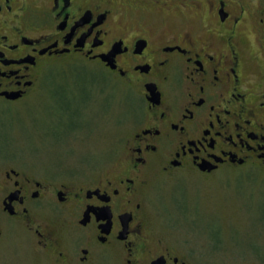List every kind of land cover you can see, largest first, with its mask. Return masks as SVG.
<instances>
[{
    "label": "flooded vegetation",
    "instance_id": "af4514ba",
    "mask_svg": "<svg viewBox=\"0 0 264 264\" xmlns=\"http://www.w3.org/2000/svg\"><path fill=\"white\" fill-rule=\"evenodd\" d=\"M84 75L123 91V146L102 169L38 176L6 146L15 114L84 95ZM242 170L264 171V0H0V251L22 235L38 264H211L157 194Z\"/></svg>",
    "mask_w": 264,
    "mask_h": 264
},
{
    "label": "rangeland",
    "instance_id": "374dc122",
    "mask_svg": "<svg viewBox=\"0 0 264 264\" xmlns=\"http://www.w3.org/2000/svg\"><path fill=\"white\" fill-rule=\"evenodd\" d=\"M71 70L80 74L82 68ZM85 76L78 83L85 86L84 95L73 84L71 87L77 88L74 96H68V102L60 98L58 108L47 109L42 94L28 109L22 107L15 114L17 122L9 131L13 139L6 146L23 154L28 169L38 176L71 177L78 175V169L85 173L102 169L113 164L123 146L122 137L128 129L121 119L126 115L122 114L126 110L123 91L116 92L107 79ZM66 81L58 82L64 85ZM88 92L94 94L92 98ZM77 126L82 129L77 131ZM67 135L64 142L55 141ZM85 151L98 159L83 163L80 155ZM248 173L229 171L208 180L188 176L158 192V215L180 239H189L203 251L211 264H257L251 256L257 249L264 258L259 246L264 247V234L256 224L262 221L264 211V171ZM12 242L0 251V264H38L27 238L21 235Z\"/></svg>",
    "mask_w": 264,
    "mask_h": 264
}]
</instances>
